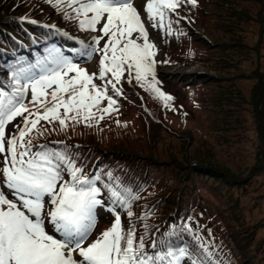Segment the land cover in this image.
<instances>
[{"label":"snow or ice","instance_id":"obj_1","mask_svg":"<svg viewBox=\"0 0 264 264\" xmlns=\"http://www.w3.org/2000/svg\"><path fill=\"white\" fill-rule=\"evenodd\" d=\"M47 2L66 19H76L82 30L96 33L86 48L91 49L88 56L100 52L98 74H89L52 49L45 58L50 63L37 62L13 72L16 86L10 93L0 87V264H180L181 257L188 255L186 249L158 250L160 242L153 240L147 246L152 250L149 252L143 236L137 240L133 228H123L116 206L129 208L131 217L130 201L108 184L104 187L112 206L107 210L114 213V222L93 238L96 210L105 204L99 198L101 188L96 186L99 176L85 175L67 154L47 145L32 151V140L26 137L42 120L58 121L61 128L68 120L90 125L118 111L113 107L117 103L113 96L122 95L118 84L125 73L128 83L135 79L141 87L147 85L146 90L156 93L166 105L173 99L156 86V46L150 42L133 0ZM183 2L146 0L143 12L153 28H166L171 34L169 14ZM187 3L195 6L197 0ZM37 67L39 73L33 71ZM21 79L25 83L21 84ZM29 90L36 106L31 112L24 103ZM104 100L107 106L101 107ZM17 117L23 118V126L18 124L14 133L7 132L6 126Z\"/></svg>","mask_w":264,"mask_h":264},{"label":"rangeland","instance_id":"obj_2","mask_svg":"<svg viewBox=\"0 0 264 264\" xmlns=\"http://www.w3.org/2000/svg\"><path fill=\"white\" fill-rule=\"evenodd\" d=\"M133 2L134 5L137 2L149 40L156 46V80L161 77L156 86L166 95L172 93L173 99L166 105L156 93L146 90L147 85L141 87L135 79L128 83L134 85L128 87L125 73L121 83L127 91L123 92L132 94L137 84L146 93V96L138 94L141 105L122 103L116 113L104 115V120H97L101 124L91 130L99 131L104 144L122 137L120 141L129 147L134 145L145 150L150 147L153 156L161 162L178 161L188 166V171L196 175L199 197L209 205L220 201L213 189L220 184L222 200L238 216L241 234L251 233L254 245L264 256V94L261 93L264 92V0H198L195 6L188 4L182 14L191 20L187 23L192 29L191 37L173 33L177 37H169V40L165 36L168 34L166 28H153L147 21L143 12L146 0ZM201 12L209 14L202 15L203 19ZM69 24L82 37L77 39L75 35L65 33L73 44L68 45L65 40L66 57L81 64L80 68L89 74H98L96 60L100 52L88 56L91 49L86 48L96 33L77 27L76 19ZM181 26V20L174 22L175 30ZM187 29L184 27L183 31L188 32ZM198 37H204L208 44ZM175 56L182 60L178 61ZM48 99H51L50 95ZM103 102L107 104L106 100ZM26 107L31 112L35 106L30 100ZM140 109L146 114L153 110L156 118L162 119L167 126L158 142L151 143L144 135L147 120ZM38 110L44 111L43 107ZM22 120L17 117L6 131L13 133ZM81 123V128H69L81 133L86 124L83 120ZM91 130L89 135L93 133ZM109 168L102 170L103 174ZM202 169L212 174L220 173L219 177L225 176V179L200 175ZM104 195L101 191L99 198L105 204L96 210L93 238L114 222V213L107 210L112 205ZM116 210L123 220L128 217L121 212L120 206H116ZM197 212L202 217L212 216L202 204L198 205ZM184 258L180 261H186Z\"/></svg>","mask_w":264,"mask_h":264},{"label":"trees","instance_id":"obj_3","mask_svg":"<svg viewBox=\"0 0 264 264\" xmlns=\"http://www.w3.org/2000/svg\"><path fill=\"white\" fill-rule=\"evenodd\" d=\"M54 8L47 0H0V87L6 90V85L13 83L12 72L18 71H13L15 66L32 65L44 59L50 44L58 40L51 30L31 21L53 19L75 32V28L69 26L70 22ZM208 14L201 12V17ZM181 22L188 28L191 37L192 29ZM212 23L214 27V20ZM171 36L176 37L173 34ZM198 39L208 44L204 37ZM175 57L178 61L182 60V57ZM126 85L130 87L134 83L126 82ZM135 86L132 94L122 91V95L113 96L117 102L113 107L118 109L122 103L140 106L138 94L146 96V93L137 84ZM261 93L264 94L263 91ZM120 97L123 100L120 101ZM105 106L107 104L102 101L101 107ZM60 111L63 113V109ZM146 120L144 135L149 142H158L162 130L167 126L162 119L156 118L153 110L148 111ZM97 124L101 122L93 120L90 125L84 124L81 133H75L69 127L81 128V122L68 120L66 127L61 128L58 121H40L38 130L34 129L26 139L30 138L37 150L39 148L36 146L47 145L52 150L67 154L77 167L83 169L85 175L99 176L98 187L106 192L108 202L111 203L110 193L104 187L105 184L125 195L130 201L133 215L129 217V208L121 207V212L128 216L124 219V229L133 228L137 240L143 236L149 252L152 250L147 246L156 240L160 242L158 250H166L167 247L186 249L188 264H264V256L260 255V250L254 245L252 234H241L238 216L233 213L232 207L223 202L220 184L213 187L220 201L209 205L199 197L196 175L188 171V166L178 161L161 162L153 156L150 147L148 150L134 145L129 147L120 141L122 137L104 144L99 131L91 130ZM113 128L117 131L116 127ZM90 130L93 133L89 135ZM107 168L109 170L103 174L102 170ZM200 172V175L207 174L222 181L225 179V176L219 177L220 173L212 174L205 169ZM125 189L130 190V193L125 192ZM201 204L210 210L212 216L207 218L199 215L197 209Z\"/></svg>","mask_w":264,"mask_h":264}]
</instances>
